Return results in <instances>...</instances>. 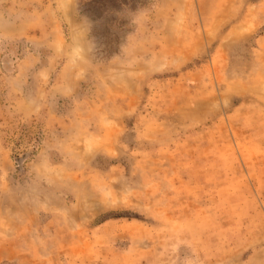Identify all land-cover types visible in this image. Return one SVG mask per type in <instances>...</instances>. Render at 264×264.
Wrapping results in <instances>:
<instances>
[{"label": "rangeland", "instance_id": "1", "mask_svg": "<svg viewBox=\"0 0 264 264\" xmlns=\"http://www.w3.org/2000/svg\"><path fill=\"white\" fill-rule=\"evenodd\" d=\"M0 264H264V0H0Z\"/></svg>", "mask_w": 264, "mask_h": 264}]
</instances>
